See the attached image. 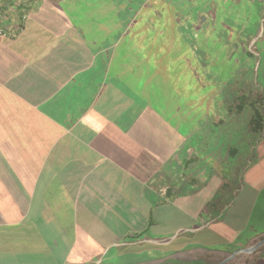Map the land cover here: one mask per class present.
<instances>
[{"label": "crops", "instance_id": "crops-1", "mask_svg": "<svg viewBox=\"0 0 264 264\" xmlns=\"http://www.w3.org/2000/svg\"><path fill=\"white\" fill-rule=\"evenodd\" d=\"M28 9L19 30L0 35V264H101L107 249L165 232L170 200L198 195L207 206L227 185L214 130L225 124L233 140L231 122L209 115L182 130L148 95L150 69L139 81L140 36L118 33L121 23L109 20L107 30L58 0ZM248 122L249 150L233 141L226 160L251 165L258 152L262 168L264 120L260 130ZM183 182L191 193L180 192Z\"/></svg>", "mask_w": 264, "mask_h": 264}, {"label": "rangeland", "instance_id": "rangeland-1", "mask_svg": "<svg viewBox=\"0 0 264 264\" xmlns=\"http://www.w3.org/2000/svg\"><path fill=\"white\" fill-rule=\"evenodd\" d=\"M58 1L75 18L102 20L107 30L113 29L108 22L114 20L122 24L118 33L128 28L126 34L140 36L136 41L139 81H144V71L150 69L148 95L162 103L166 113L182 120V130L190 131L195 118L201 125L206 118L223 117L237 136L228 139L225 124L214 126L217 136H222L218 142L223 143L215 154L223 167L216 170L227 185L213 192L207 206L200 208L198 195L196 201L183 204L170 200L165 232L147 234L154 242L107 249L100 263L264 264V242L251 252L238 251L264 240V167L255 165L257 151L251 165L250 161L242 166L230 156L225 163L227 144L243 140L246 153L248 140L254 138L253 132L248 138L246 134L252 110L233 115L238 100L254 97L264 112V0ZM189 141L193 145L194 137ZM250 185L255 195L249 193ZM178 187L180 192L194 189L185 182Z\"/></svg>", "mask_w": 264, "mask_h": 264}, {"label": "built area", "instance_id": "built-area-1", "mask_svg": "<svg viewBox=\"0 0 264 264\" xmlns=\"http://www.w3.org/2000/svg\"><path fill=\"white\" fill-rule=\"evenodd\" d=\"M30 3V4H29ZM24 4V6H23ZM31 6L29 0H12L0 3V35L6 36L11 32H16L21 27L22 21L27 16L28 7ZM27 9V10H26ZM12 20L8 27H4L5 20Z\"/></svg>", "mask_w": 264, "mask_h": 264}, {"label": "trees", "instance_id": "trees-1", "mask_svg": "<svg viewBox=\"0 0 264 264\" xmlns=\"http://www.w3.org/2000/svg\"><path fill=\"white\" fill-rule=\"evenodd\" d=\"M31 3H36L37 0H29ZM236 106V111L240 114L244 109L250 108L251 111V129L252 130H260L263 128V120H264V112L258 106V100L252 97L251 99H239Z\"/></svg>", "mask_w": 264, "mask_h": 264}, {"label": "water", "instance_id": "water-1", "mask_svg": "<svg viewBox=\"0 0 264 264\" xmlns=\"http://www.w3.org/2000/svg\"><path fill=\"white\" fill-rule=\"evenodd\" d=\"M264 242V240L263 241H261L260 243H258V244H255V245H253V246H251V247H248V248H243V249H240V250H238V251H244V252H251V251H253V250H255L256 248H257V246H259L261 243H263ZM237 253V251L235 252V254ZM234 254V255H235ZM233 255V256H234ZM227 260V259H226ZM225 260V261H226ZM224 261V262H225Z\"/></svg>", "mask_w": 264, "mask_h": 264}]
</instances>
